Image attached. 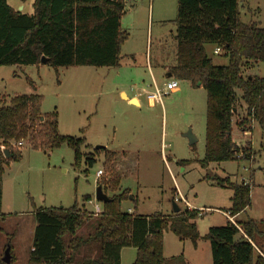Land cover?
I'll return each mask as SVG.
<instances>
[{"label": "rangeland", "instance_id": "374dc122", "mask_svg": "<svg viewBox=\"0 0 264 264\" xmlns=\"http://www.w3.org/2000/svg\"><path fill=\"white\" fill-rule=\"evenodd\" d=\"M32 2L7 1L12 9L24 14L32 13ZM239 7L243 23L264 29V0H239ZM175 17L176 0L125 3L120 27L128 38L121 46L122 60L118 67L54 69L45 63L1 66L0 95L9 98L40 95V112L57 113L60 135L85 139L83 154H92L102 147L115 152L114 165L121 175L119 190L130 194L121 203L122 212L130 208L131 213L135 210L139 215L170 216L198 210L196 227L202 238L210 227L224 226L228 218L231 191L217 186L218 179L250 184L249 207L235 216L236 224L249 219L264 220V136L256 123L250 128L243 126L245 130L238 126L242 112L237 102L231 138L239 149V158L202 167L205 91L192 89L186 81H177V92L163 96L160 101L146 99L147 94L163 89L166 84L163 67L174 64L175 47L170 31L175 30ZM214 48L205 46L207 57L214 66L225 67L228 59L213 54ZM242 74L262 78L264 65L248 62ZM122 91L128 98L139 95L140 107L123 100ZM188 132L196 140L194 145L189 144ZM19 148L20 160L4 167L1 180L0 258L9 241L13 264H45L30 260L35 211L67 209L76 201L87 212L96 214L95 207L100 203L95 193L102 178L97 180L96 173L103 172V155L91 168L82 161L77 169L73 166V151L65 145L50 152L34 151L27 144ZM244 151H248V157ZM174 160L189 163L178 166ZM84 196H89L90 201L82 204ZM172 201L179 208L178 213L172 211ZM96 223V218L88 220L76 236L90 235ZM198 243V251L194 252L189 241L183 243L164 230L163 258L181 255L185 263L189 258L197 264H210L208 242L200 239ZM135 255L133 248L121 249L120 264H133Z\"/></svg>", "mask_w": 264, "mask_h": 264}, {"label": "trees", "instance_id": "16d2710c", "mask_svg": "<svg viewBox=\"0 0 264 264\" xmlns=\"http://www.w3.org/2000/svg\"><path fill=\"white\" fill-rule=\"evenodd\" d=\"M7 1L0 0V67L37 66L41 58L54 69L120 65L121 46L128 38L120 27L123 0H33L31 14L15 11ZM173 24L175 65L168 73L175 81H186L192 89H203L206 94L204 157L200 165L235 161L239 149L231 133L237 102L242 112L238 126L250 128L256 123L264 136V76L242 74L248 62L264 65V29L241 21L239 0H176ZM205 46L220 48L221 55L228 59L227 65L214 66ZM41 102L42 96L36 94L12 98L0 95V218L4 167L20 160V148L15 146L18 143L41 152L65 145L73 151V166L77 169L82 161L91 168L102 154L104 174L97 187L101 186L109 201L99 202L101 211L97 214L87 212L76 201L67 209L35 211L31 261L120 264L121 249L133 248V264H186L181 255L163 258V231L169 230L179 241H190L193 246L200 239L207 241L211 264H264V220L249 219L238 225L227 219L224 226L210 227L200 238L196 227L198 210L170 216L122 212L121 203L130 194L119 190L121 175L114 165L115 152L102 147L83 154L85 139L60 135L57 113L41 114ZM244 153L248 157V151ZM175 163L183 166L189 162ZM262 172L264 176V169ZM215 184L231 191L229 219L249 207L250 184L227 178ZM89 201V196L82 197V204ZM93 218L97 219L93 232L85 238L76 236ZM10 257L9 264H13L11 250ZM0 264H4L1 258Z\"/></svg>", "mask_w": 264, "mask_h": 264}, {"label": "crops", "instance_id": "0c3cea01", "mask_svg": "<svg viewBox=\"0 0 264 264\" xmlns=\"http://www.w3.org/2000/svg\"><path fill=\"white\" fill-rule=\"evenodd\" d=\"M174 29H175V28H174ZM174 34H175V30H173V31L171 30V31H170V36H171L172 39H174V37H173ZM172 45H173V47H175V48H174V51H173V54H174V60H173V61H174V64H173V65H175V53H176V41H175V40H174V43H173ZM166 63H167V62H166ZM148 64H149V63H148ZM173 65L170 66V67H163V68H164V69H163V70H164L163 72H164V76H165V78H166V82H168V81L171 80V79L174 80L172 77H171L170 79L167 78V75L169 74V73H168V70H169L170 68L174 67ZM177 84H178V83H177ZM178 90H179V89H177V91H178ZM177 91H176V92H177ZM32 95H33V94H32ZM120 95H121V97L124 98L123 100H125L128 104H130V102H131L132 100H134V101L136 102L135 104L137 105V107H140L139 95H136V94H135V95L131 96L130 98H128V96H127L123 91L120 92ZM146 96H147V95H146ZM174 162H176V160H174ZM250 177H252V176L250 175L249 178H250ZM100 207H101V205H98V206L95 207V213H96V214H97V213H100V211H101V210H100V209H101ZM131 211H132V210H131L130 208L127 209V212H128V213H131ZM237 216H238V215H237ZM234 218H235V217H234ZM234 218H232V219L227 218V219L230 220V221H232V222H235V221H234ZM227 219H226V220H227ZM189 242H190V241H189ZM183 243H184V242H183ZM190 243H191V242H190ZM185 244H186V242H185ZM191 245H192V244H191ZM199 246H200V245H199L198 242L196 243L195 246H192L193 251H194V252L198 251ZM263 248H264V244H263V246H262V249H263ZM162 255H163V251H162ZM262 256L264 257L263 253H262ZM185 261H186V264H197L195 261H193L192 259H189V258H188V259L186 258ZM210 264H211V259H210Z\"/></svg>", "mask_w": 264, "mask_h": 264}, {"label": "water", "instance_id": "95a60500", "mask_svg": "<svg viewBox=\"0 0 264 264\" xmlns=\"http://www.w3.org/2000/svg\"><path fill=\"white\" fill-rule=\"evenodd\" d=\"M21 10V9H20ZM46 60L44 58H41V63H45ZM172 76L170 74L167 75V78L170 79ZM135 101L132 100L130 103H134ZM135 104V103H134ZM186 137L189 139V144L194 145L196 142L195 138L191 135L190 132L186 134ZM5 158H8V154L5 151ZM95 198L98 202L101 203H107L109 201V198L103 193L101 186H98L96 188V193H95ZM172 211L174 213L179 212V208L176 206L175 202L172 201ZM10 248L7 246L6 249L4 250L3 257L1 258V262L4 264H9L10 263Z\"/></svg>", "mask_w": 264, "mask_h": 264}, {"label": "built area", "instance_id": "2783aa9c", "mask_svg": "<svg viewBox=\"0 0 264 264\" xmlns=\"http://www.w3.org/2000/svg\"><path fill=\"white\" fill-rule=\"evenodd\" d=\"M125 3H129L131 2L132 0H123ZM222 52H221V49L220 48H215L214 51H213V54L215 55H220ZM178 89V84H177V81L175 80H169L168 82H166L165 86L163 87L162 90H156L154 93H151V94H147L146 96V99L148 101H152V102H155V101H160L161 98L169 93H173V92H176ZM18 147L22 146V143H18L17 144ZM237 158H239V156H237ZM103 175V172L101 170H98L97 173H96V177H97V180ZM243 184H245L246 182L242 181Z\"/></svg>", "mask_w": 264, "mask_h": 264}, {"label": "bare ground", "instance_id": "6f19581e", "mask_svg": "<svg viewBox=\"0 0 264 264\" xmlns=\"http://www.w3.org/2000/svg\"><path fill=\"white\" fill-rule=\"evenodd\" d=\"M134 103H136V102H134Z\"/></svg>", "mask_w": 264, "mask_h": 264}]
</instances>
